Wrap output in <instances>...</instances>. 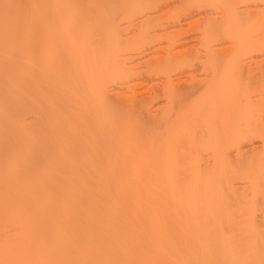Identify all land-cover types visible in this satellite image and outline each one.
I'll list each match as a JSON object with an SVG mask.
<instances>
[{
    "label": "bare ground",
    "instance_id": "6f19581e",
    "mask_svg": "<svg viewBox=\"0 0 264 264\" xmlns=\"http://www.w3.org/2000/svg\"><path fill=\"white\" fill-rule=\"evenodd\" d=\"M0 264H264V0H0Z\"/></svg>",
    "mask_w": 264,
    "mask_h": 264
}]
</instances>
